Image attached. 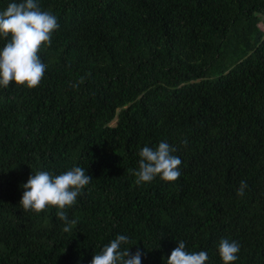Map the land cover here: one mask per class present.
Here are the masks:
<instances>
[{"label": "trees", "instance_id": "obj_1", "mask_svg": "<svg viewBox=\"0 0 264 264\" xmlns=\"http://www.w3.org/2000/svg\"><path fill=\"white\" fill-rule=\"evenodd\" d=\"M37 2L59 27L40 84L0 87V264H90L118 234L141 264L179 241L223 264L222 239L233 264H264V0ZM161 141L180 177L138 185L140 150ZM75 166L93 180L65 233L57 208L23 209L22 186Z\"/></svg>", "mask_w": 264, "mask_h": 264}, {"label": "clouds", "instance_id": "obj_2", "mask_svg": "<svg viewBox=\"0 0 264 264\" xmlns=\"http://www.w3.org/2000/svg\"><path fill=\"white\" fill-rule=\"evenodd\" d=\"M57 17L50 11L41 10L37 0H13L3 11H0V38L7 43L0 49V87L7 88L14 82L17 86L37 87L44 77L46 64L38 55L42 46H50L52 34L58 29ZM83 82V78L79 83ZM78 86V85H74ZM185 145L187 141H184ZM176 148L167 141H161L157 147L145 146L139 152L138 169L132 170L136 183H150L156 177L162 181L174 182L181 175L179 166L181 159L174 155ZM85 169L79 166L59 175L48 171L31 174L23 187L20 205L25 211L40 213L46 207L58 209L57 216L64 223L65 233L76 223L70 220L63 211L75 204L81 190L92 181ZM247 188L246 181H241L238 196H243ZM129 243V237L118 234L95 254L90 264H141L143 253L137 248L122 249ZM166 264H205L208 255L205 251H186L184 241L177 242ZM240 246L235 241L222 239L218 252L223 264H233L238 259Z\"/></svg>", "mask_w": 264, "mask_h": 264}, {"label": "rangeland", "instance_id": "obj_3", "mask_svg": "<svg viewBox=\"0 0 264 264\" xmlns=\"http://www.w3.org/2000/svg\"><path fill=\"white\" fill-rule=\"evenodd\" d=\"M113 124H114V122L111 125H113Z\"/></svg>", "mask_w": 264, "mask_h": 264}]
</instances>
